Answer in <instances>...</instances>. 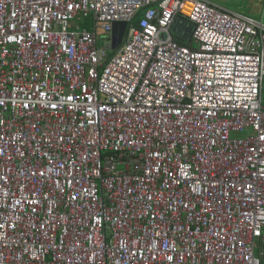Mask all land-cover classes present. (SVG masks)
Returning <instances> with one entry per match:
<instances>
[{"label":"built area","instance_id":"obj_1","mask_svg":"<svg viewBox=\"0 0 264 264\" xmlns=\"http://www.w3.org/2000/svg\"><path fill=\"white\" fill-rule=\"evenodd\" d=\"M263 83L207 0H0V264H264Z\"/></svg>","mask_w":264,"mask_h":264},{"label":"rangeland","instance_id":"obj_2","mask_svg":"<svg viewBox=\"0 0 264 264\" xmlns=\"http://www.w3.org/2000/svg\"><path fill=\"white\" fill-rule=\"evenodd\" d=\"M228 4L236 11L259 17L263 11L262 0H228ZM89 22V21H88ZM263 106H264V87H263ZM257 254L261 250V241L257 239Z\"/></svg>","mask_w":264,"mask_h":264},{"label":"water","instance_id":"obj_3","mask_svg":"<svg viewBox=\"0 0 264 264\" xmlns=\"http://www.w3.org/2000/svg\"><path fill=\"white\" fill-rule=\"evenodd\" d=\"M127 22L125 21H121V22H114L113 23V27H112V46L113 49H117L119 48V46L122 44L124 37H125V33H126V29H127ZM192 25L190 23H179V24H175V26L173 27V31H177L178 34L180 33L181 29L183 28V31L185 32V36L186 38H188V35L191 34L192 32ZM183 41H185L184 38H181Z\"/></svg>","mask_w":264,"mask_h":264},{"label":"crops","instance_id":"obj_4","mask_svg":"<svg viewBox=\"0 0 264 264\" xmlns=\"http://www.w3.org/2000/svg\"><path fill=\"white\" fill-rule=\"evenodd\" d=\"M209 2H211L212 4H215L219 7H222L228 11H232V12H237V13H241V14H244V15H247V16H250V17H253V18H257V19H261L263 18L264 19V0L263 1V11L261 13V15L259 17H256V16H253V15H249V14H246V13H243V12H239V11H236L234 10L229 4H228V0H207ZM137 20V21H136ZM135 21L138 22V18L136 19ZM263 87H264V83H263ZM262 101H263V89H262Z\"/></svg>","mask_w":264,"mask_h":264},{"label":"trees","instance_id":"obj_5","mask_svg":"<svg viewBox=\"0 0 264 264\" xmlns=\"http://www.w3.org/2000/svg\"><path fill=\"white\" fill-rule=\"evenodd\" d=\"M136 21H137V20H136ZM136 21H135V22H136ZM177 40H178L179 42H181V43H185V42L188 43V40H185V41H182L181 39H177Z\"/></svg>","mask_w":264,"mask_h":264},{"label":"flooded vegetation","instance_id":"obj_6","mask_svg":"<svg viewBox=\"0 0 264 264\" xmlns=\"http://www.w3.org/2000/svg\"><path fill=\"white\" fill-rule=\"evenodd\" d=\"M175 33L177 34V31H175Z\"/></svg>","mask_w":264,"mask_h":264}]
</instances>
